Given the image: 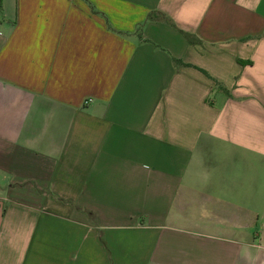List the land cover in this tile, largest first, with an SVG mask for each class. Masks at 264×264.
Segmentation results:
<instances>
[{
  "label": "crops",
  "instance_id": "crops-1",
  "mask_svg": "<svg viewBox=\"0 0 264 264\" xmlns=\"http://www.w3.org/2000/svg\"><path fill=\"white\" fill-rule=\"evenodd\" d=\"M0 264H264V0H0Z\"/></svg>",
  "mask_w": 264,
  "mask_h": 264
},
{
  "label": "trees",
  "instance_id": "trees-1",
  "mask_svg": "<svg viewBox=\"0 0 264 264\" xmlns=\"http://www.w3.org/2000/svg\"><path fill=\"white\" fill-rule=\"evenodd\" d=\"M157 16L156 14H150L147 18L148 21H152L154 19H156ZM183 37L186 39V41L191 44V45H194L196 44L198 41L196 40V38H194L193 36L189 35V34H185V33H182ZM174 64L175 65H179L180 62H177V61H174ZM183 65V64H182ZM184 66V65H183ZM204 75H206V73L202 70H200ZM216 86H220V84H218L217 82L214 83ZM221 87V86H220Z\"/></svg>",
  "mask_w": 264,
  "mask_h": 264
}]
</instances>
